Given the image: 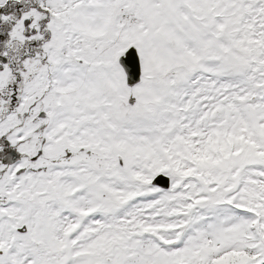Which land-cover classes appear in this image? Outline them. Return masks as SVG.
Wrapping results in <instances>:
<instances>
[{"label":"snow or ice","instance_id":"obj_1","mask_svg":"<svg viewBox=\"0 0 264 264\" xmlns=\"http://www.w3.org/2000/svg\"><path fill=\"white\" fill-rule=\"evenodd\" d=\"M0 264H264V0H0Z\"/></svg>","mask_w":264,"mask_h":264}]
</instances>
